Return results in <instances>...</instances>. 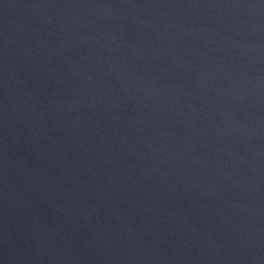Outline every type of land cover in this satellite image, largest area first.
Returning <instances> with one entry per match:
<instances>
[{
    "label": "water",
    "instance_id": "1",
    "mask_svg": "<svg viewBox=\"0 0 264 264\" xmlns=\"http://www.w3.org/2000/svg\"><path fill=\"white\" fill-rule=\"evenodd\" d=\"M0 264H264V0H0Z\"/></svg>",
    "mask_w": 264,
    "mask_h": 264
}]
</instances>
